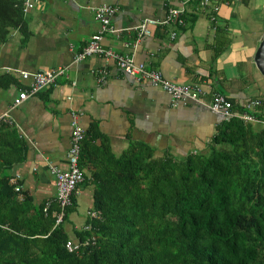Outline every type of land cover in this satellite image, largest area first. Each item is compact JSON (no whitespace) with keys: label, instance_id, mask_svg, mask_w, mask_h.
Listing matches in <instances>:
<instances>
[{"label":"crops","instance_id":"obj_1","mask_svg":"<svg viewBox=\"0 0 264 264\" xmlns=\"http://www.w3.org/2000/svg\"><path fill=\"white\" fill-rule=\"evenodd\" d=\"M203 2L38 0L35 8L25 13L29 37L12 29L0 43V76L9 74L19 81L18 85L0 87V117L29 86L22 72L68 67L57 84L10 111L7 120L28 143L27 158L14 166L12 175H21L22 190L33 196L36 205L57 197L50 165L68 168L74 111L82 112L80 122L86 133L98 122L102 140L117 155L132 143L149 145L157 156L171 153L183 158L206 152L225 120L201 104L175 106L164 89L125 74L115 61L103 56L76 62V56L100 29L94 11L98 6L120 8L113 24L121 31L106 34L104 47L131 56L174 83L200 85L207 100L220 92L240 106L264 101V76L254 61L264 35V0ZM170 8L184 9L183 22L153 26L152 35L135 46L136 27L147 18L164 19ZM93 195V184L80 186L77 209L65 224L73 240H77L76 230L89 220Z\"/></svg>","mask_w":264,"mask_h":264},{"label":"trees","instance_id":"obj_2","mask_svg":"<svg viewBox=\"0 0 264 264\" xmlns=\"http://www.w3.org/2000/svg\"><path fill=\"white\" fill-rule=\"evenodd\" d=\"M12 29L30 35L24 0H0V43ZM11 84L19 81L0 76V87ZM263 103L249 111L262 122L224 120L206 152L183 158L157 156L142 143L117 155L94 122L80 165L90 172L82 184L94 185L98 216L76 230L78 252L67 249L72 238L65 226L77 198L57 225V198L36 205L30 193L16 191L12 170L26 160L28 143L3 121L0 264H264Z\"/></svg>","mask_w":264,"mask_h":264},{"label":"built area","instance_id":"obj_3","mask_svg":"<svg viewBox=\"0 0 264 264\" xmlns=\"http://www.w3.org/2000/svg\"><path fill=\"white\" fill-rule=\"evenodd\" d=\"M38 0H24V13L30 12L35 8ZM204 5L209 4V0H204ZM120 8L115 5L103 4L94 9L96 20L100 23V29L95 34L91 41L85 46L81 53L76 56L75 61L81 62L92 56H103L109 60L115 61L116 65L125 74L137 77L139 80L149 81L155 86L164 89L172 97L173 104H192L197 103L211 108L216 113L222 115L225 120L232 118H240L246 122H262L249 111L261 105L260 100H253L244 107V112L234 110V103L223 93L216 92L211 100H207V92L198 84H177L166 79L160 71L150 69L144 63H138L134 58L128 55L114 51L112 48L104 47L103 40L108 33L118 34V29L113 20ZM218 10V7L215 8ZM184 9L170 8L164 19L147 18L143 20L137 27V42L136 45L144 38L152 35L153 26H165L170 24L182 23V14ZM215 19V17L213 18ZM174 36L176 33L173 34ZM68 67H59L55 69L38 71L35 73L22 72V78L30 82L29 86L22 90L15 99L11 110L7 111L0 117V124L3 121L10 120V111L21 106L29 98L36 96L45 89L57 84L59 79L67 74ZM82 112L74 111L72 113V137L71 146L68 152V168L61 169L54 164L50 165V170L56 179L57 200L61 207L56 217V224L64 223L66 208L73 203L74 197L77 198L80 194V186L86 179L85 171L80 165L82 144L86 138V130L80 122ZM264 123V122H263ZM11 183L15 185L16 191L22 192L21 175L17 174L11 178ZM89 216L97 217L96 212H89ZM89 229V226L86 227ZM82 243L78 240L70 239L66 247L70 252H78Z\"/></svg>","mask_w":264,"mask_h":264},{"label":"water","instance_id":"obj_4","mask_svg":"<svg viewBox=\"0 0 264 264\" xmlns=\"http://www.w3.org/2000/svg\"><path fill=\"white\" fill-rule=\"evenodd\" d=\"M254 61L256 63L258 70L264 76V35L262 37L258 50L255 54Z\"/></svg>","mask_w":264,"mask_h":264}]
</instances>
